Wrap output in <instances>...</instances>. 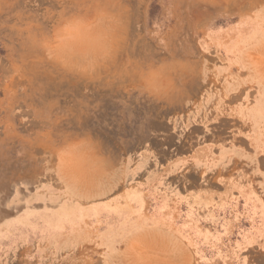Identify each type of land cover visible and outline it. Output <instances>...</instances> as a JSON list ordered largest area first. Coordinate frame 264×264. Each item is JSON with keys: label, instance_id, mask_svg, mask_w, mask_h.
Returning <instances> with one entry per match:
<instances>
[{"label": "rangeland", "instance_id": "1", "mask_svg": "<svg viewBox=\"0 0 264 264\" xmlns=\"http://www.w3.org/2000/svg\"><path fill=\"white\" fill-rule=\"evenodd\" d=\"M0 264H264V0H0Z\"/></svg>", "mask_w": 264, "mask_h": 264}]
</instances>
